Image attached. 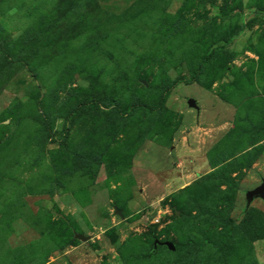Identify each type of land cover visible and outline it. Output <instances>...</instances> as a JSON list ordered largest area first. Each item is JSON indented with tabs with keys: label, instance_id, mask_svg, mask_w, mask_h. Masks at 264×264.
<instances>
[{
	"label": "rangeland",
	"instance_id": "374dc122",
	"mask_svg": "<svg viewBox=\"0 0 264 264\" xmlns=\"http://www.w3.org/2000/svg\"><path fill=\"white\" fill-rule=\"evenodd\" d=\"M263 180L264 0H0V264H264Z\"/></svg>",
	"mask_w": 264,
	"mask_h": 264
},
{
	"label": "water",
	"instance_id": "95a60500",
	"mask_svg": "<svg viewBox=\"0 0 264 264\" xmlns=\"http://www.w3.org/2000/svg\"><path fill=\"white\" fill-rule=\"evenodd\" d=\"M188 104H189L190 107L197 108V104H196V101L194 99H190L188 101ZM255 198H264V180H263L261 185H259L255 189L250 190V191L247 192V200H248L249 203H251ZM158 245H164V246L168 247V249L171 250V251H175L176 250L175 244L173 242H171V241L161 242L159 240H156L155 243H154L155 248Z\"/></svg>",
	"mask_w": 264,
	"mask_h": 264
},
{
	"label": "crops",
	"instance_id": "0c3cea01",
	"mask_svg": "<svg viewBox=\"0 0 264 264\" xmlns=\"http://www.w3.org/2000/svg\"><path fill=\"white\" fill-rule=\"evenodd\" d=\"M171 152L173 153V151L171 150ZM187 152V151H186ZM185 152V153H186ZM184 153L183 152H181L180 151V149L179 150H177V152H175V154H174V157H178V156H181V155H183ZM187 154V153H186ZM192 156L194 157V158H199L200 157V154H199V152L198 151H193V153H192ZM201 158V157H200ZM199 158V159H200ZM179 159V161H180V159L181 158H178ZM184 159V158H183ZM189 159H191L192 160V165L195 167V168H198V169H200V170H203V169H205L206 167H207V162L205 161V160H200V161H198V162H194V160L192 159V158H189ZM177 183H179L178 181H177ZM177 183H175V184H177Z\"/></svg>",
	"mask_w": 264,
	"mask_h": 264
},
{
	"label": "trees",
	"instance_id": "16d2710c",
	"mask_svg": "<svg viewBox=\"0 0 264 264\" xmlns=\"http://www.w3.org/2000/svg\"><path fill=\"white\" fill-rule=\"evenodd\" d=\"M158 246H164V245H158ZM158 246H157V247H158Z\"/></svg>",
	"mask_w": 264,
	"mask_h": 264
}]
</instances>
